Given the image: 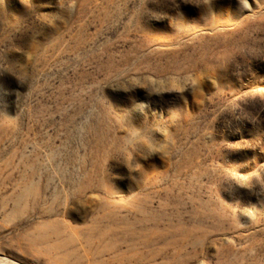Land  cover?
I'll return each mask as SVG.
<instances>
[{"label": "rangeland", "instance_id": "374dc122", "mask_svg": "<svg viewBox=\"0 0 264 264\" xmlns=\"http://www.w3.org/2000/svg\"><path fill=\"white\" fill-rule=\"evenodd\" d=\"M0 264H264V0H0Z\"/></svg>", "mask_w": 264, "mask_h": 264}]
</instances>
